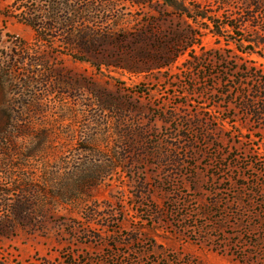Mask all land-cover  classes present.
<instances>
[{"label": "rangeland", "instance_id": "1", "mask_svg": "<svg viewBox=\"0 0 264 264\" xmlns=\"http://www.w3.org/2000/svg\"><path fill=\"white\" fill-rule=\"evenodd\" d=\"M179 1L0 0V264H264V0Z\"/></svg>", "mask_w": 264, "mask_h": 264}, {"label": "trees", "instance_id": "2", "mask_svg": "<svg viewBox=\"0 0 264 264\" xmlns=\"http://www.w3.org/2000/svg\"><path fill=\"white\" fill-rule=\"evenodd\" d=\"M17 1V0H16ZM133 2L136 3H142V4H146L148 1L150 0H132ZM166 5L172 6V7H176V8H181L182 7V2H180L179 0H162ZM21 5V4H20ZM19 9V8H18ZM23 11H20L16 14V17L22 21H24L25 23H27L28 25L32 26L33 28H35L37 30V34L38 37H40L41 39H44L45 35H46V30L48 29H55L57 26L55 25H49L46 23V21H44L42 18L34 16V17H29L28 14H23ZM201 17H208L206 15H201ZM211 19V18H209ZM59 28V27H57ZM82 61H86V60H82ZM81 187V189H90L93 187L94 183H81L79 184ZM27 195V192L24 194ZM21 196L20 198H18L17 200H15L14 202H12L11 204V208H12V214L14 215L16 220H19L20 222H22L23 220L29 218V214H30V203H33L32 201L30 202L29 198H26V196ZM33 205V204H32ZM33 207V206H32ZM34 208H32L33 210ZM31 220L34 221L35 217L32 216ZM12 222V219L9 218H5L3 220V222H0V227H6V228H11L13 227L12 225H10V223ZM0 234H2L0 232Z\"/></svg>", "mask_w": 264, "mask_h": 264}]
</instances>
